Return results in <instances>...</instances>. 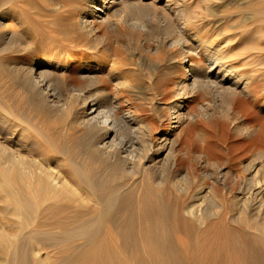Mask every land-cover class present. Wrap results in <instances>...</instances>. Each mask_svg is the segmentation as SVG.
I'll return each instance as SVG.
<instances>
[{"label": "bare ground", "instance_id": "bare-ground-1", "mask_svg": "<svg viewBox=\"0 0 264 264\" xmlns=\"http://www.w3.org/2000/svg\"><path fill=\"white\" fill-rule=\"evenodd\" d=\"M12 1L0 0L2 10ZM80 1L75 26L87 37L85 47L98 52L102 45L107 55L104 61L86 60L90 66L80 67L88 82L84 88H77L73 80L74 84H69L67 63L55 55L5 65L18 88L11 92L4 84L0 89V264H161L168 218L173 219L174 228H182L188 235L201 231L209 217L214 220L209 218L206 230L237 234L233 225L225 222L231 219L240 222L238 233L246 228L264 233V115L257 106L258 91L251 85V76L243 77L226 61L224 45H211L200 32L206 28L198 25L202 17L193 4L198 0ZM127 10L132 11L123 21L145 34L156 33L161 44L179 45L180 68L186 69L175 85L178 101L169 105L172 125L156 140L136 114L138 108L129 106L118 113L121 101L107 89L118 61L112 54V41L104 42L96 35L93 18L112 29L115 16ZM5 12L9 13L8 9ZM4 15L1 13L0 20ZM14 15L22 18L17 12ZM0 37L12 43V50L18 49L20 41H16L14 31H0ZM226 39L228 43L230 39ZM189 53H202L207 68L190 61ZM3 77L1 72L0 82ZM213 87L231 96L225 110L217 119L191 123L189 133L178 142L174 136V140L171 133L184 118L189 97ZM55 111L63 112L71 129L68 135L50 131L48 118ZM229 122L233 133L227 142ZM199 125L203 133L193 134ZM125 127L130 129L128 137L122 135ZM139 128L144 130L142 135L137 133ZM139 139L144 144L143 153L136 152ZM176 143L178 152L185 149L183 155L176 152ZM112 161L121 166L117 168ZM195 162L214 171L210 168L194 174ZM180 165L189 166L192 172L179 170ZM205 177L212 179L210 184ZM210 196L223 199L222 205L209 210ZM115 218L125 219L121 220L126 236L139 231L140 257L116 240V232L121 231L119 224L115 227L118 230L112 228ZM57 231L61 235L56 236ZM80 237L87 243L84 250L61 261L52 257L51 246L61 248V252L73 251ZM259 238L264 239V235Z\"/></svg>", "mask_w": 264, "mask_h": 264}, {"label": "rangeland", "instance_id": "rangeland-1", "mask_svg": "<svg viewBox=\"0 0 264 264\" xmlns=\"http://www.w3.org/2000/svg\"><path fill=\"white\" fill-rule=\"evenodd\" d=\"M215 2L218 4L215 5ZM82 3L83 2L80 0H13L11 4L8 5L9 8H6L9 13H6V10H2L3 8L0 7V17L1 13L6 14L0 20V31H14L15 39H17L16 41H20L19 45H17L18 49L14 51V49L12 50L13 47H11L12 43H5L0 37V73L2 72L4 76L0 82V89L3 88L4 84L7 85V89L11 92L18 88L17 81L15 82L7 75L8 70L11 69L7 68L5 65L11 66V62L14 61L31 62L35 58H40L44 55H50L51 57L55 55V59L57 58L62 62H66L65 74L66 76L68 75V82L71 80L69 84L75 83L74 85L79 89L85 87L88 82L81 76L80 67L90 66L85 62L86 60L104 61L107 55L103 52L102 45L98 46V52L85 47V43L87 44V37L75 26V22H77L80 16V6ZM206 3L207 1L205 2L202 0L193 3L197 15L202 17L198 25L201 26L200 28H202V26L206 28L200 32L206 35V39L211 45L217 48L224 45L225 51L222 52L224 58L228 63L234 66L235 72L243 75V77L251 76V85L255 86V90L258 91L256 92L259 95L257 106L264 115V0H213L212 4ZM206 5L212 8L207 9ZM14 9H16L17 14L22 17L20 20L15 18L16 16L14 14L16 12ZM131 11L132 10H127L121 12L120 15H116L115 24L112 29H108L95 18H93V23L95 25V32L97 31L96 35L99 34V37L102 36L104 42H108L109 40L108 43L111 44L112 41V54L116 56L114 58L118 61L116 63L117 65L114 64V70H112V80L107 84L108 91L112 92V94H117L118 101H121L120 109L117 110V112L119 113L122 109L129 106H132L131 108L137 107L138 111L136 114L141 118L143 124H146L150 129L153 140H156L163 131L172 125V120H174V118L172 117L173 114L171 113L169 105L173 101H178V96L175 95V85L186 73V69L180 68L182 54L178 47L179 45L161 44L160 36L156 33L153 32L152 36L145 34V32L141 31L138 27H132L129 23L123 21L124 17H127L126 15L129 16ZM124 14L125 16H123ZM148 14L150 15L151 13L148 12ZM121 15L123 18L120 17ZM151 18L150 20H152ZM146 35H148V37ZM149 36H151L150 38L152 39H150ZM226 38L230 39L228 43H226ZM4 44L7 46L9 45V48L7 47L8 50L4 49L6 46H4ZM91 51H94L93 53H95V55L93 53L91 54ZM189 57L190 61L201 64L204 69L207 68L208 64L202 53H189ZM103 73H105V71ZM203 90L204 89H202V91ZM63 91L64 90H61L63 93L62 96H65V91ZM200 91H196L194 95L189 97V101L184 109L186 112L185 116L179 123L180 125L177 130L171 133V137H173L174 140L176 137L177 142L180 141L181 137L189 133L188 127L191 123L200 119L213 120V118H219L220 114L225 110L226 105L231 100V96L223 92L220 88H206L203 92ZM126 100L129 101V103H127ZM55 112L56 113L53 114L54 116H52V118L50 117L51 119L48 118L51 122L47 121L49 122V126L51 124L50 131L54 132L52 133L54 135L56 132L58 133H56V135H68L69 133L67 132H70L71 129H69V124L65 120V117L61 115L63 112ZM241 119L244 120V117L241 116ZM199 126L194 129L192 132L193 134L194 132L201 133L204 130L201 125ZM228 127L231 131L233 128L231 122L228 123ZM256 127L257 126L254 127L255 130ZM142 128L145 130V127ZM129 130L130 129L126 127L122 129L123 137L130 136L131 133ZM138 130L137 133L142 135L144 130L141 128ZM140 131L142 133H139ZM232 133L233 131H231V135L227 142L232 140ZM77 141H79V139ZM141 143L143 144L141 139L137 140L136 152L138 153H143ZM176 146V152H178L179 144L176 143ZM184 150L185 149L179 150L178 153L181 154V152H183L181 154L183 155ZM202 154L204 155L203 157L207 158L208 155L205 151H203ZM112 164L114 166L116 165L117 168L121 166V163H117L116 161H112ZM194 166L196 167V172L193 171L194 174L197 173V171V174H200L202 170L205 171L211 168V166L207 165L205 167V165L202 166V164L196 162ZM225 167L229 168L227 165H225ZM187 169H190V167L186 165H180L179 167V170L183 172L187 171ZM191 170L192 169H190V171ZM229 170L231 179L233 178V169L230 168ZM211 171H214L213 167ZM203 180L209 184L212 181L210 177H205ZM210 197L207 201L209 210L222 205L223 199L219 197H217L218 199ZM209 218L212 219L211 217ZM209 218L203 223L201 231H196L194 234L192 233V235H188L182 228H174L173 219L168 218V220L165 221V245H162L163 252H161L162 254L164 253V258L160 263L239 264L240 261V264H264V239H258V237H261L264 233L248 228L244 230V233H238L240 222L231 219H226L228 221H224L228 222L230 225L232 224L237 234L229 235L226 231L223 232L224 230L220 229L206 230L205 225L210 222ZM121 219L125 220L123 218L112 219L113 230H118L115 227L119 224L120 227L118 226V228L121 231L116 232L119 233L116 236L117 238L114 237L117 241L119 240L120 243H125L126 249H128L130 253L132 252L140 257L142 250L140 247H137L140 238L139 231L135 230L132 234L126 236L123 234V229L125 228L124 224H122L124 221ZM212 220H214V218ZM105 223L109 224L110 221L106 220ZM54 233L56 236L61 235L59 231ZM185 238L187 241H185ZM86 244V241L80 237L75 240V249L73 251L70 249L68 251L62 250L61 252V248L51 246L50 252L53 258L61 261L64 257L76 254L79 250H84ZM234 244L236 246H234ZM169 250L170 252H168Z\"/></svg>", "mask_w": 264, "mask_h": 264}]
</instances>
